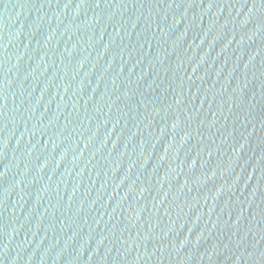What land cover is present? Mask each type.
<instances>
[{"label":"water","instance_id":"1","mask_svg":"<svg viewBox=\"0 0 264 264\" xmlns=\"http://www.w3.org/2000/svg\"><path fill=\"white\" fill-rule=\"evenodd\" d=\"M0 264H264V0H0Z\"/></svg>","mask_w":264,"mask_h":264}]
</instances>
